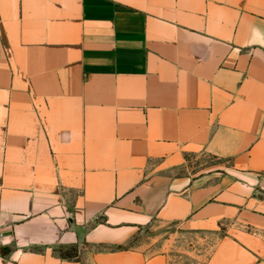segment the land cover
<instances>
[{
  "label": "crops",
  "instance_id": "0c3cea01",
  "mask_svg": "<svg viewBox=\"0 0 264 264\" xmlns=\"http://www.w3.org/2000/svg\"><path fill=\"white\" fill-rule=\"evenodd\" d=\"M151 224L264 264V0H0V264H169Z\"/></svg>",
  "mask_w": 264,
  "mask_h": 264
},
{
  "label": "rangeland",
  "instance_id": "374dc122",
  "mask_svg": "<svg viewBox=\"0 0 264 264\" xmlns=\"http://www.w3.org/2000/svg\"><path fill=\"white\" fill-rule=\"evenodd\" d=\"M222 163L223 161L211 156H194L189 158L188 164L177 170V173L197 175ZM217 238L218 236L196 234L175 224H151L142 228L130 245L138 242L141 246H147L153 253L162 252L168 256L169 264H209L208 260Z\"/></svg>",
  "mask_w": 264,
  "mask_h": 264
},
{
  "label": "trees",
  "instance_id": "16d2710c",
  "mask_svg": "<svg viewBox=\"0 0 264 264\" xmlns=\"http://www.w3.org/2000/svg\"><path fill=\"white\" fill-rule=\"evenodd\" d=\"M1 253L4 254L5 250L2 249ZM60 254L62 257L65 258H75L77 256V250L76 249L67 250V251L60 250Z\"/></svg>",
  "mask_w": 264,
  "mask_h": 264
}]
</instances>
